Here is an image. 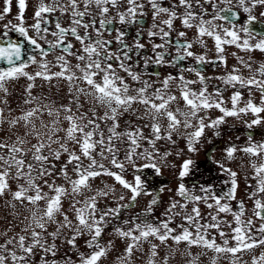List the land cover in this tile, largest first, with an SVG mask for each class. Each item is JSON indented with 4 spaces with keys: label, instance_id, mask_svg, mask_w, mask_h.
Listing matches in <instances>:
<instances>
[{
    "label": "rangeland",
    "instance_id": "rangeland-1",
    "mask_svg": "<svg viewBox=\"0 0 264 264\" xmlns=\"http://www.w3.org/2000/svg\"><path fill=\"white\" fill-rule=\"evenodd\" d=\"M31 1L22 27L54 7L78 34L37 31L73 50L20 68L0 111V264H264V37L220 15L229 5L264 17V0ZM169 37L228 60L197 72L203 115L179 118L164 96L189 86H161L119 50L128 41L144 62ZM212 75L227 90L219 127L206 114Z\"/></svg>",
    "mask_w": 264,
    "mask_h": 264
},
{
    "label": "flooded vegetation",
    "instance_id": "flooded-vegetation-1",
    "mask_svg": "<svg viewBox=\"0 0 264 264\" xmlns=\"http://www.w3.org/2000/svg\"><path fill=\"white\" fill-rule=\"evenodd\" d=\"M35 10V4L32 1L28 2L27 4L25 2H22V0H0V54L4 53L5 45L7 46L8 52L17 54L8 62L0 57V111H2V108L4 106L7 93H9L13 85L16 86V80L18 78L17 76L19 75L20 68L34 64L39 57H43L50 52L56 50L72 52L73 50L72 45H70L69 50L60 48L59 43H67L66 41H61L60 39H55L56 41H46L47 38L45 40H39L36 39L34 35L35 33H37V31L39 33L52 34L54 29H56L57 32H59L60 27L63 25L59 24L60 16L56 13V9L54 7L45 8L43 11V16L39 18L37 23L28 24L26 28L20 25V11H24L26 14L31 13L29 14V16L32 17L35 16ZM251 17L264 20V17H257L253 15L243 16L242 14V18L238 22L243 25L244 30L247 33H251L259 37H264V35H260L246 29V21ZM92 21L95 22L96 19L92 18ZM105 21L106 19L102 21L103 30H107L108 27ZM137 22L139 23L138 17L137 19L132 18L130 20V26L127 28V36H133V30L134 28H136ZM115 24L116 23L114 21V27ZM84 26L86 27L87 24H84ZM72 30L69 29L68 32L63 34L59 32V34L66 36L68 34H71L72 32L70 33V31ZM77 34L78 33L76 32L75 35ZM87 36L89 35L87 34ZM138 37L142 38L141 32H138ZM175 38L169 37V42L165 45L166 48L161 49L160 51L158 49L156 53L150 55V59H146L144 60V62H140L139 47L136 48L128 41H122L119 50L123 53V55L127 57V59H131L133 57L136 65H142L141 68L150 70L147 72L144 71L145 73H150L153 76L162 77L158 79L161 86L172 87L182 84H184L185 86L188 85L189 88H179L175 93L165 94L166 96H164V98L166 99V97H168V100L170 102H173L172 100L175 101L176 105L179 107L176 110L177 112H179V118H181L182 113L185 114V117L194 118L197 115H203L205 113L201 110H198L196 103V88L194 86L196 85L197 72H205L207 69H217L220 66L227 64L228 60L226 58L220 59V56V58L217 56L213 57L212 61L206 60L204 57L199 58L196 56L194 45L195 43L193 40L188 38L189 44L183 45L180 43H176L174 41ZM111 44L113 45V41L111 42ZM46 47H49L48 51H46ZM144 53H147V51H144ZM103 55L105 56V53H103ZM154 57L157 59L154 60ZM108 60L114 62L113 58L109 59L108 57H106V61ZM198 60H201L202 62L200 66L201 68L198 67ZM168 67H171L172 69H175L177 71H169ZM7 73H9V76L12 74L13 76L15 75L13 79L14 81L10 82L9 79L6 78L5 74ZM213 75L210 76V81L206 83V87L203 90L207 92L208 95L206 96V105L208 107H206V114L210 113V116L213 119V121H211V124L215 123V125L219 127L221 123H223V118H225L226 116V112H224L223 110H225L226 105L228 106V99L226 94L227 90L224 88L223 83H221V79L215 78L213 77ZM33 76H37L36 73H34ZM211 79L213 80L211 81ZM145 82L148 86L152 84V80H150L149 78H145ZM156 90H161V88H157ZM159 104L164 106V108L170 109L168 114H171L173 110V104H161L160 102L158 103V105ZM156 111H158V108L156 109ZM218 111L220 113H218ZM1 118L2 116L0 114V127L2 125ZM199 118V121H205L204 119H202L203 117ZM197 123L198 122H195V120H190V122L186 123H183L182 120H178L177 127H181L182 124H186V126H194ZM183 148L185 147L183 146ZM5 151V149H2L0 153H3V155L6 156L8 151ZM9 152L11 154L14 151L9 150ZM16 154L18 153L14 152V155Z\"/></svg>",
    "mask_w": 264,
    "mask_h": 264
},
{
    "label": "water",
    "instance_id": "water-1",
    "mask_svg": "<svg viewBox=\"0 0 264 264\" xmlns=\"http://www.w3.org/2000/svg\"><path fill=\"white\" fill-rule=\"evenodd\" d=\"M221 15L223 17V19L225 20H230V21H235L241 18L240 12L238 9L236 8H232V7H224L221 11ZM139 22L141 23H145L146 22V18L145 17H139L138 18ZM109 25V31H112L114 28V22L113 21H108L106 22ZM246 28L248 30H252L258 34H264V20H260V19H256V18H248L247 22H246ZM60 31L65 33L67 32V28L65 27H61ZM73 34L75 33V31L72 32ZM180 42V41H177ZM185 41H181L180 43H184ZM108 44H111V41H108ZM60 47L62 48H66V49H70V47L68 46V44L66 43H60L59 44ZM49 50V47H46V51ZM11 54L8 53H4L1 54V58H5V60H9ZM198 66H201V61H198ZM201 68V67H200ZM264 91V88H263ZM250 134L253 133V131L249 132ZM261 189L263 188L262 186L260 187ZM232 192H234V189H232ZM258 215L261 217H264V207H260L258 209Z\"/></svg>",
    "mask_w": 264,
    "mask_h": 264
}]
</instances>
